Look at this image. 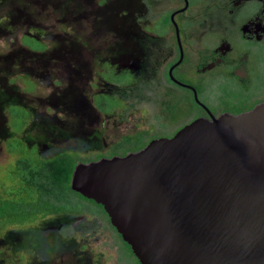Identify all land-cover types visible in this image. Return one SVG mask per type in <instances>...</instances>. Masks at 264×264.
I'll use <instances>...</instances> for the list:
<instances>
[{
    "label": "rangeland",
    "instance_id": "obj_1",
    "mask_svg": "<svg viewBox=\"0 0 264 264\" xmlns=\"http://www.w3.org/2000/svg\"><path fill=\"white\" fill-rule=\"evenodd\" d=\"M26 1L34 4L27 6ZM26 1L0 0V201L12 200L11 205L27 216L21 222L0 218V264H68L75 255L84 264H117L118 246L124 264H137L126 245L109 236L113 230L98 219L106 218L96 204L76 195L71 208L82 212L85 220L79 223L70 217L61 224L60 215H44L45 205L37 203L35 190L26 189L19 169L22 162L41 165L63 151L77 152L80 158H94L102 151L110 156L123 151L121 136L136 140L142 134L149 141L168 136L174 127L164 124L158 107L140 99L128 101L122 120L115 113H79L75 96L83 92L81 80L87 73L74 80L70 64L76 60V41L87 37V27L82 28L76 15L82 1ZM48 73L60 84L62 75L69 88L58 92L59 101L53 100L57 90L47 82ZM113 100L106 102L107 108L119 103Z\"/></svg>",
    "mask_w": 264,
    "mask_h": 264
},
{
    "label": "flooded vegetation",
    "instance_id": "obj_2",
    "mask_svg": "<svg viewBox=\"0 0 264 264\" xmlns=\"http://www.w3.org/2000/svg\"><path fill=\"white\" fill-rule=\"evenodd\" d=\"M81 1L85 6L81 2L76 15L82 28L87 27L83 29L87 37L79 38L84 48L76 41V60L70 64L77 76L74 80L80 81L87 73L81 80L83 92L75 96L79 113L89 117V110L98 117L115 113L122 120L128 101L140 99L158 107L163 122L181 118L187 124L201 117L239 115L264 103V0ZM32 4L26 1L27 6ZM47 75V82L57 90L53 100L60 98L58 92L69 91L62 75L58 76L62 84ZM108 100L119 103L107 108ZM127 139L134 141V137L121 136L122 150ZM129 152L135 151L126 154ZM101 211L105 221L103 216L91 214L109 225L113 230L109 236L124 243L133 255L103 208ZM81 214L57 217L64 219L61 224L70 217L80 223L85 220ZM118 250L117 264H124L119 246ZM77 257L68 264H84Z\"/></svg>",
    "mask_w": 264,
    "mask_h": 264
},
{
    "label": "water",
    "instance_id": "obj_3",
    "mask_svg": "<svg viewBox=\"0 0 264 264\" xmlns=\"http://www.w3.org/2000/svg\"><path fill=\"white\" fill-rule=\"evenodd\" d=\"M140 264H264V103L75 165Z\"/></svg>",
    "mask_w": 264,
    "mask_h": 264
},
{
    "label": "trees",
    "instance_id": "obj_4",
    "mask_svg": "<svg viewBox=\"0 0 264 264\" xmlns=\"http://www.w3.org/2000/svg\"><path fill=\"white\" fill-rule=\"evenodd\" d=\"M170 110H172V108H170ZM164 124L172 126L174 129H180L186 123L183 121L181 122V118H177L171 121L165 120ZM139 136L140 139L137 138L134 141L127 139V144L124 146L122 154H126L128 151H137L148 143V140L144 139L142 134ZM94 155H96L94 158H80L77 152L72 154L70 151H63L51 158L43 160L41 165L35 164V166L30 167L29 163L27 164L28 166L23 162L21 163L22 168L18 169L20 170L19 175L22 179V183L26 185L28 191L35 190V192H37V203H43L45 205L44 210L46 213L44 215H64L66 213L79 212V210L75 211L71 208L72 204L75 203L74 197L77 198V195L83 200L86 199L70 188V179L75 165L80 161L85 163L98 160L102 157H111L114 154L110 156L103 155V153ZM0 204H3L0 208V218L11 216L17 222L24 221L25 217L27 218L26 214L16 208V204L14 206L11 205L12 200H2ZM96 206L102 209L101 205L96 204ZM7 209H9V212H6Z\"/></svg>",
    "mask_w": 264,
    "mask_h": 264
}]
</instances>
